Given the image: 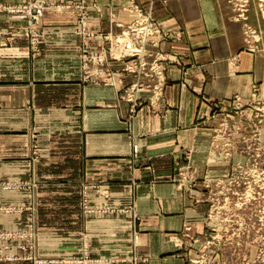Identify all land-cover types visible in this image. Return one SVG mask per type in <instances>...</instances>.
Wrapping results in <instances>:
<instances>
[{
    "label": "rangeland",
    "instance_id": "374dc122",
    "mask_svg": "<svg viewBox=\"0 0 264 264\" xmlns=\"http://www.w3.org/2000/svg\"><path fill=\"white\" fill-rule=\"evenodd\" d=\"M207 1L217 8L226 3L230 20L242 26L246 49L264 53V0ZM170 3L171 0H0V12L19 20L13 30L0 29V45L5 47L9 40L21 38L38 56L40 45L46 42H57L59 50L72 53L67 46L74 41L81 84L115 85V78L120 91L116 101L119 107L128 109L126 122L134 132L135 117L143 126L146 109L153 114L167 104L169 86L179 82L188 87L190 83L189 79L173 82L168 75L170 69L187 71L190 67L188 56L177 46L185 43L190 32L173 16L163 19L165 16L157 12L160 4L167 9V15L171 13ZM237 59L231 58L233 62ZM207 104L209 112L201 113L193 124L188 123L190 131L177 135L181 140V144L177 142V180L198 214L185 226L183 257L186 264H264V84L253 85L249 96L236 94ZM7 128L0 131L15 134L13 127ZM31 135L35 156L47 137H40L36 129ZM135 135L133 149L137 156L145 133ZM69 136L63 139L55 135L47 140L55 143L53 150L69 153L74 151L72 133ZM142 176L137 171L134 176L124 177L137 182ZM104 185L87 179L81 189L46 193L37 191L38 186L28 180L0 178V264L78 261L75 252L79 218L143 219L135 212V205L111 203L110 188ZM62 198L69 205L80 203L81 216H77L78 208L71 207L68 218H47L45 204L60 210ZM124 210L133 215L123 217L120 214ZM47 219H69L70 240L64 246L62 230L51 232ZM133 232L136 242L138 230L134 224ZM85 237L88 240L89 236ZM49 245L54 251L69 246V253L47 255ZM85 253L83 264L95 262L88 256V248Z\"/></svg>",
    "mask_w": 264,
    "mask_h": 264
},
{
    "label": "crops",
    "instance_id": "0c3cea01",
    "mask_svg": "<svg viewBox=\"0 0 264 264\" xmlns=\"http://www.w3.org/2000/svg\"><path fill=\"white\" fill-rule=\"evenodd\" d=\"M109 1L116 0H98ZM178 1L171 0L173 10L168 15L160 4L156 8L163 19L173 16L190 32L185 43H177L188 56L190 67L187 71L173 68L168 73L173 82L189 79L190 83L188 87L179 82L169 86L167 104L153 114L147 107L143 126L135 117L134 132L126 122L128 109L116 101L120 91L115 78V85L81 84L74 41L68 46L65 43V49L72 48V53L59 50L57 42H46L40 45L38 56L21 38L9 40L5 47L0 45V129H15V134L0 131V178L28 180L38 186L37 191L46 193L81 189L84 181L94 179L110 188L111 203L135 205V212L143 218H79L75 252L79 260L63 264H83L86 248L95 261L92 264H186L181 251L183 233L198 214L177 180V142L181 144L177 135L188 132V123L209 112L207 101L226 100L236 94L246 97L253 85L264 84V53L246 49L242 26L230 20L226 3L217 8L207 0H187L186 8V0ZM18 21L0 12V29L13 30ZM233 56L237 61L231 60ZM34 129L47 139L55 135L69 139L72 133L74 151L53 150L55 143L41 139L45 145L34 156ZM142 132L141 154L136 156L133 135L136 138L135 133ZM137 171L143 175L140 181L124 177ZM79 204L74 201L69 205L62 198L60 210H54L56 207L47 203L45 216L68 218L69 209L74 207L80 217ZM124 212L120 215L125 218L133 215ZM68 223L69 219H47L51 232L62 230L63 246L70 240ZM133 224L138 230L136 242ZM63 246L54 251L49 245L47 255L69 253V246Z\"/></svg>",
    "mask_w": 264,
    "mask_h": 264
},
{
    "label": "built area",
    "instance_id": "2783aa9c",
    "mask_svg": "<svg viewBox=\"0 0 264 264\" xmlns=\"http://www.w3.org/2000/svg\"><path fill=\"white\" fill-rule=\"evenodd\" d=\"M129 42L131 43V41L129 40Z\"/></svg>",
    "mask_w": 264,
    "mask_h": 264
}]
</instances>
